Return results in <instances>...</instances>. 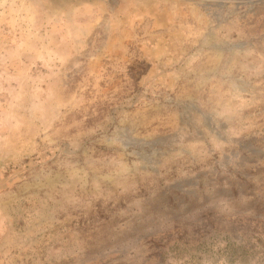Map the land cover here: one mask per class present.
Here are the masks:
<instances>
[{
    "label": "rangeland",
    "instance_id": "rangeland-1",
    "mask_svg": "<svg viewBox=\"0 0 264 264\" xmlns=\"http://www.w3.org/2000/svg\"><path fill=\"white\" fill-rule=\"evenodd\" d=\"M0 264H264V0H0Z\"/></svg>",
    "mask_w": 264,
    "mask_h": 264
}]
</instances>
